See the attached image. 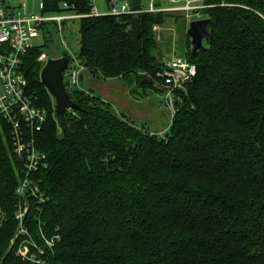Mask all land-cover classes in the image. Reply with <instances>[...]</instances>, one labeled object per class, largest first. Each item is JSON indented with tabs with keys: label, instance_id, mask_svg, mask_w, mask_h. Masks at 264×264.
I'll return each instance as SVG.
<instances>
[{
	"label": "trees",
	"instance_id": "1",
	"mask_svg": "<svg viewBox=\"0 0 264 264\" xmlns=\"http://www.w3.org/2000/svg\"><path fill=\"white\" fill-rule=\"evenodd\" d=\"M214 1L227 5L206 10L204 49L192 54L186 36L184 56L197 74L163 137L79 88L68 95L80 109L60 124L39 77L45 44L27 52L29 89L47 112L36 134L48 161L38 174L45 201L37 210L30 200L26 217L43 253L31 248L33 261L16 254L22 162L0 117V264H264V0ZM63 2L81 14L90 8L89 0H45L42 11L63 12ZM139 18V54L131 16L78 19L79 63L96 78L121 79L131 97L136 87L142 96L156 90L140 83L144 73L154 84L162 62L152 26L182 17Z\"/></svg>",
	"mask_w": 264,
	"mask_h": 264
},
{
	"label": "built area",
	"instance_id": "2",
	"mask_svg": "<svg viewBox=\"0 0 264 264\" xmlns=\"http://www.w3.org/2000/svg\"><path fill=\"white\" fill-rule=\"evenodd\" d=\"M108 1L111 6L107 13H99L94 0H89L90 8L85 14L74 11V4L63 2L60 4L63 12H52L53 15L46 17L41 15L27 17L20 10L0 7V117L10 128L13 153L22 162L15 190L19 200L15 219L18 222L17 234L23 236L16 254L23 260L33 261L36 256L35 251L43 253V248L29 236L26 217L30 200L37 202V210L45 201L38 174L48 168V161L46 154L39 148L36 134L45 124L47 112L39 106L37 97L30 91L23 69L24 56L34 47L31 39L39 36L38 31L42 25L52 23L61 30L63 22L83 17L129 15L133 18L140 17L142 14L170 13L183 17L188 29L192 21L209 18L206 10L225 6L223 2L217 3L214 0H149L146 6L140 3L138 7H134L132 1L122 3L117 0ZM39 7L41 10L45 8V0L39 1ZM164 25L157 23L152 26L156 39L159 41H162L167 34L171 35L174 32L170 33L168 30L171 29ZM169 56L168 59H162L154 85L165 88L166 105L173 116L177 107L176 101H178L176 92L185 90L186 83L196 76L197 68L185 56L177 55L175 52ZM70 60L71 63L63 71V83L67 92V87L78 86L81 74L87 70L80 63L72 68L73 60L71 58ZM38 61L45 64L46 54H41ZM36 218H39V215H36ZM38 229L41 232L39 224ZM14 242L15 238L11 240V246ZM44 242L51 247L52 240L44 238ZM31 248L35 251H31Z\"/></svg>",
	"mask_w": 264,
	"mask_h": 264
},
{
	"label": "rangeland",
	"instance_id": "3",
	"mask_svg": "<svg viewBox=\"0 0 264 264\" xmlns=\"http://www.w3.org/2000/svg\"><path fill=\"white\" fill-rule=\"evenodd\" d=\"M40 0H0V7H9L20 10L25 16H49L52 12H43L39 7ZM119 3L131 0H117ZM149 0H141L142 5H147ZM99 13H107L111 3L108 0H94ZM224 3V2H223ZM225 6L227 5L224 3ZM23 5V7H22ZM164 5V4H162ZM164 25L167 26L170 33L167 34L162 41H159L154 33L158 48L161 49V58L168 59L172 52L177 55L184 56L187 40V23L182 17L178 19L176 26H173V20L168 19ZM167 31V30H166ZM39 36L32 38L33 46H42L43 52L46 54V61L54 57L69 56L73 60L72 68L77 67L79 63L78 54L80 50L79 20H67L63 22L62 29L59 30L52 23H47L39 31ZM65 43V45H64ZM206 45V41H203ZM161 59V60H162ZM73 88H79L85 92L90 89L101 99L108 102L111 110L117 114L125 115L137 128L143 129L157 137H163L168 131L172 120V113L166 105V93L157 90L150 91L148 95L142 96L143 89L136 87L132 97L126 93L124 82L119 79H100L95 78L91 84L87 83L86 78H82L76 87H67L68 91ZM141 96V97H140ZM180 92H176V100ZM135 97V98H134ZM71 111V110H70Z\"/></svg>",
	"mask_w": 264,
	"mask_h": 264
},
{
	"label": "water",
	"instance_id": "4",
	"mask_svg": "<svg viewBox=\"0 0 264 264\" xmlns=\"http://www.w3.org/2000/svg\"><path fill=\"white\" fill-rule=\"evenodd\" d=\"M210 22V18H207L192 21L189 24L186 34L190 39L192 54H195L198 50L204 49L203 41H208L211 38V33L208 29ZM130 25L132 30L131 41L137 54H139L140 18H131ZM69 63H71V60L67 56L50 58L42 66L39 74L40 82L44 85L55 102V117L60 124H65V113L67 111L80 109V106L70 99L63 83V71L67 68ZM143 81L152 84L159 92L165 91L164 87L154 85L150 77L144 73L140 74V83Z\"/></svg>",
	"mask_w": 264,
	"mask_h": 264
},
{
	"label": "crops",
	"instance_id": "5",
	"mask_svg": "<svg viewBox=\"0 0 264 264\" xmlns=\"http://www.w3.org/2000/svg\"><path fill=\"white\" fill-rule=\"evenodd\" d=\"M54 58H58V57H54ZM86 78V80H87V83L90 85L91 84V82H92V80L93 79H95L96 77H94L93 75H91L89 72H88V70H86V71H84L82 74H81V77H80V80H82V78ZM79 80V81H80ZM125 89H126V87H125ZM90 92L92 93V94H95L91 89H90ZM126 93H128V90L126 89ZM96 95V94H95Z\"/></svg>",
	"mask_w": 264,
	"mask_h": 264
}]
</instances>
